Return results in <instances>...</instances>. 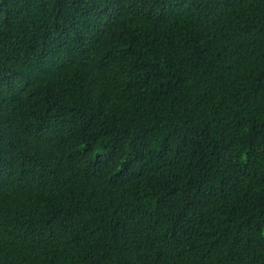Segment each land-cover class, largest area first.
<instances>
[{"label":"trees","instance_id":"trees-1","mask_svg":"<svg viewBox=\"0 0 264 264\" xmlns=\"http://www.w3.org/2000/svg\"><path fill=\"white\" fill-rule=\"evenodd\" d=\"M0 264H264V0H0Z\"/></svg>","mask_w":264,"mask_h":264}]
</instances>
